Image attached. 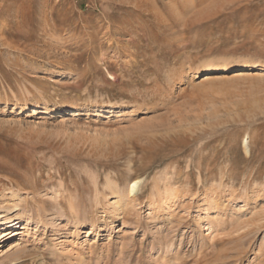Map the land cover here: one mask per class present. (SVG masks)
<instances>
[{
    "label": "rangeland",
    "instance_id": "rangeland-1",
    "mask_svg": "<svg viewBox=\"0 0 264 264\" xmlns=\"http://www.w3.org/2000/svg\"><path fill=\"white\" fill-rule=\"evenodd\" d=\"M0 99V264H264V0H0Z\"/></svg>",
    "mask_w": 264,
    "mask_h": 264
},
{
    "label": "bare ground",
    "instance_id": "bare-ground-1",
    "mask_svg": "<svg viewBox=\"0 0 264 264\" xmlns=\"http://www.w3.org/2000/svg\"><path fill=\"white\" fill-rule=\"evenodd\" d=\"M125 46H126V49H128L129 45L127 44ZM255 69H256V65L253 64V63H240V64L238 63V64H235L233 66H229L227 63L223 62V63H221L220 65H218L216 67H203V68H200L197 72H199L201 75H216V74H221V73L225 72L226 70H230V72L234 73V72H240V71H252V70H255ZM67 72L68 71L59 70L58 69L54 73L55 74L54 77L55 78L63 77V76L68 74ZM237 74H239V73H237ZM183 78H184V71L182 69H180V70H178L176 72V76L174 77V79L172 81L173 85L178 86V85L182 84V82L184 80ZM49 81H50V79H49ZM22 94H23L22 97H24V95H25V97L23 98L24 100H22V101H20V99H18L17 97H13V98L4 97L3 98V102H14V103L18 104L20 102H28V101H30L31 98H29V99L26 98V96H31L30 91H29L28 88H24L23 91H22ZM0 100H2V99H0ZM125 106L126 105H124V104L115 105V104H112V103H108L107 105H105L103 107H96V105H93V104H90V103H84L83 105L74 106V107L76 108V110L81 111L82 113H85V112L91 110V111H94V112L100 111V113H102V114H109L111 112L121 111V110L124 109ZM97 112H96V115H97ZM243 143H244L245 154H249V147H248L247 143L246 142H243ZM140 184H141L140 180H136V181L131 182V184L128 186V189L126 190L127 191V195L125 193V195H126L125 196L124 193H123V190H121L119 187H117L115 185V182L110 181L109 185L113 186V194L110 195L109 199L106 200V202L104 204V207L102 208V211H100L98 217L99 218H103V217L105 218L106 216L108 217L111 214H113V209L115 210V201H118L119 199L123 198L122 196H124V199H121L122 200L121 204L122 205H126L125 203L130 200V196L131 197H135L138 194L139 188H140ZM4 196H5V198L6 197H8L10 199L12 198V200L14 201V205H18L21 202H24L25 199H26L22 195H15V194L11 195V193H10V195L9 194L8 195H3V197ZM158 198H159L158 199L159 201L154 202V203H150L152 209H154V211L156 213L159 212V211H162L163 209H166L169 206V203L171 201L170 198L168 196H166V195L165 196L164 195L163 196L160 195V196H158ZM117 205H120V204H117ZM21 214L22 213H19L16 216V219L19 220L20 217L22 216ZM119 217H121V216L119 215ZM12 218L13 217L9 216V215H5L3 217H0V226L12 223ZM95 221H96V219H91V220H88L86 222L74 221L75 223H73V224H75L79 228L83 229L85 227L94 226L95 225ZM25 229H26V227L22 226V230H25ZM12 235H16L15 232H12L9 236H12ZM23 235L28 236L29 234H28V232H23ZM163 246H164L163 244H158L157 245V249H162ZM16 248H17L16 252H18V251L20 252L21 251V249H19L20 248L19 246H17ZM153 249H155V247L149 248L148 249L149 253ZM7 252L8 251H5V255H7Z\"/></svg>",
    "mask_w": 264,
    "mask_h": 264
}]
</instances>
